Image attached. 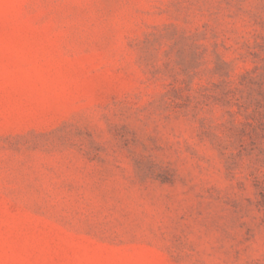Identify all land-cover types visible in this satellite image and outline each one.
Instances as JSON below:
<instances>
[{"label":"rangeland","instance_id":"obj_1","mask_svg":"<svg viewBox=\"0 0 264 264\" xmlns=\"http://www.w3.org/2000/svg\"><path fill=\"white\" fill-rule=\"evenodd\" d=\"M0 264H264V0H0Z\"/></svg>","mask_w":264,"mask_h":264}]
</instances>
